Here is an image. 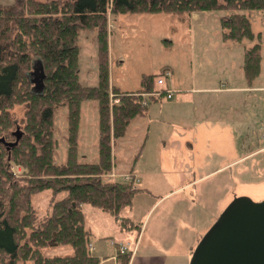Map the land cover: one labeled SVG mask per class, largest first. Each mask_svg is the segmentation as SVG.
Segmentation results:
<instances>
[{"label": "trees", "instance_id": "obj_1", "mask_svg": "<svg viewBox=\"0 0 264 264\" xmlns=\"http://www.w3.org/2000/svg\"><path fill=\"white\" fill-rule=\"evenodd\" d=\"M225 9L221 16L224 39H255L244 49L243 69L251 80L261 68L260 33L252 29L250 10L264 9V0H0V264H102L89 250L91 232L84 206L102 211L119 222L122 231L139 232V225L120 213L140 190L131 182L105 179L114 165L113 145L126 134L130 122L147 109L144 94L161 98L167 89L158 86L159 71L142 73L136 89L110 85L107 15L125 12L188 13ZM80 28L97 29L98 83L79 80ZM34 65L43 76L36 86ZM113 90L118 100H110ZM159 91V94L152 92ZM96 99L98 109V159L85 162L78 155L80 105ZM28 102L23 130L10 129V108ZM67 107V152L63 163L54 161V107ZM13 139V140H12ZM137 157V155H135ZM134 156V157H135ZM135 157V158H136ZM12 159L27 168L14 178ZM49 190L46 211L37 212L34 195ZM64 193L62 197L58 195ZM69 246L71 254L47 255L44 249ZM130 254H117V264H128Z\"/></svg>", "mask_w": 264, "mask_h": 264}, {"label": "rangeland", "instance_id": "obj_2", "mask_svg": "<svg viewBox=\"0 0 264 264\" xmlns=\"http://www.w3.org/2000/svg\"><path fill=\"white\" fill-rule=\"evenodd\" d=\"M1 1L9 3L17 0ZM227 12L225 9H214L193 11L190 14L140 11L114 14L108 12L107 15L110 85L136 88L140 84L142 73L156 72L161 66L168 65L172 69V73L164 76V79L171 86L173 84L184 87L191 80H195L201 84L215 82L218 86L223 83L224 86L245 87L230 92L231 100H235L231 106L229 102L223 105V101L218 102L215 106L218 114L215 120L225 117L231 120L230 125L227 124L225 136L214 139L216 151L206 154L204 152L207 150L200 148L194 156V160L199 161L201 166L205 164V168L207 159L209 162L211 159V167H217L225 159L231 158L230 160L234 162L226 169L215 171L213 176L197 189L198 193L194 198L201 201L203 211L199 209L200 204L198 205L197 202L194 205V207H198L194 212L195 217L188 218L186 216L185 218L186 225L190 226L185 228V234L181 231L174 232L177 230L174 226L179 227L178 225H180V221L174 217L183 216V214L175 212L181 199L178 194H170L163 198L152 207L144 219V214H147L146 212L153 202L169 192L173 188V184L168 180L171 176L168 172L171 171H163L157 164L159 163L158 153L160 155L162 153L154 145L158 140L156 134L154 135L155 132L150 134L148 146L140 155L136 165L140 174V182L137 184L140 190L134 194L132 199V218L144 223L143 229L147 221L149 227L157 217L166 218L159 234L161 237L159 243L161 245L168 244L173 252V258L167 257L166 264H182L184 254L197 245L202 235L235 196L245 195L256 202L264 200V9H252L249 12L252 29L256 34L260 33L262 55L260 72L251 80L246 77L243 69L244 49L258 37L243 39L241 42L224 39L221 35L220 18ZM77 43L79 46V80L83 84L95 85L98 83L97 29L80 28ZM32 76L35 78L37 75L33 73ZM173 92L174 98L178 96L179 91L174 90ZM116 95L113 90L110 91L112 102L118 100ZM143 96V100L147 102L146 96L148 95L144 94ZM182 107L192 110V104ZM27 108L28 102H21L14 104L9 109L14 120L10 129L16 132L23 130ZM169 114L166 115V118ZM79 115V159L90 163L96 162L99 139L96 99L83 100ZM53 136L57 141L54 149V161L60 164L65 161L67 152V107L65 104L54 107ZM82 154H85L86 158H82ZM163 155L166 164L171 163L169 159L171 154L163 153ZM113 157L114 162L122 167L129 164V152L125 153L119 146L113 147ZM121 160L124 162L120 163ZM172 161L174 165L177 164V161ZM14 164L18 165L19 163L17 164L12 159L8 160V169L12 170L13 177L25 176L27 168L22 165L26 169L24 172ZM143 167L146 171L141 174ZM123 174L115 172L112 168L111 173L106 174L105 179L121 180ZM206 183L207 186H204ZM63 195L64 193H61L58 198ZM50 197L49 190L33 196L32 202L38 213L43 214L46 211ZM188 206L191 204L187 203ZM84 211L86 225L91 230V243H96L99 238L107 236H113L112 239L117 242H127L125 239L127 234H122L120 237V233L116 231L120 229L118 220L89 206H85ZM126 211L123 210L120 217L126 215ZM208 224L211 225L202 233ZM154 229L156 230V228ZM175 237L178 238V241ZM173 239L176 242L171 246ZM147 240L146 229L142 241L145 244ZM134 244L135 242L132 241V247ZM105 246L107 254H112L115 247L108 242ZM150 250L154 253L162 252L165 255L167 253L159 247H153ZM71 252L69 246H54L44 249V253L47 255L71 254ZM17 264L33 263L19 261Z\"/></svg>", "mask_w": 264, "mask_h": 264}, {"label": "crops", "instance_id": "obj_3", "mask_svg": "<svg viewBox=\"0 0 264 264\" xmlns=\"http://www.w3.org/2000/svg\"><path fill=\"white\" fill-rule=\"evenodd\" d=\"M168 68L172 73V69L170 67ZM138 86H140V84ZM138 86L136 88H138ZM158 86H162L167 90H172V95L170 97L165 95L161 98H150L149 96H146V112L143 115L134 118L127 128L126 134L119 138L113 145V147L119 146V148L124 150L125 153L127 151L129 152V164L123 165L122 167L120 164L114 162L113 170L119 173L133 174L136 179H138V182L134 185V187L138 188L137 184L140 182V174L139 170L136 169V165L141 153L148 146L150 134L155 132L154 135L156 134L158 140L154 145L156 146V149L162 153L161 155L158 153L159 163L157 164H159L161 170L167 172L171 171L168 172L171 175L168 180L172 182L173 188L161 196L158 200L153 202L148 212H146L147 214H144V219H146L152 207L163 198L170 194H178L181 199L177 204L175 212L183 214L184 219L182 220L183 216L174 217L177 221H180V225H178L179 227H175L173 225L174 228L177 229L174 232L178 233L181 231L185 234V228L190 227L186 225L187 222H185V218L186 216L188 218H190V216H194V212L198 208L194 207V205H196L197 202L198 205L200 204L199 209L203 211L201 201L194 198L198 193L197 189L201 186V184H204V182L211 178L215 171L226 169L228 165H231L234 162L233 160H230L231 158L225 159L223 162H220L217 167H211V159L209 158L210 162L207 159L205 168V164L201 166L199 161L194 160V156L200 148L206 149L207 152H204L206 154L216 151L214 139L225 136L228 127L227 124L230 125L231 120L227 117L221 120H215L216 115H218L215 106L220 101H223V105L226 102H229V105L231 106L235 100H231L230 92L236 89L241 90L245 87H232L229 85L224 86L223 83L218 86L215 82L201 84L195 80H191L184 87L181 85L179 87L173 84L172 86L167 84L165 79L164 83ZM174 90L179 91L178 96L175 98L173 92ZM188 104H192V110L190 109L191 113H189L190 110L182 107ZM165 112L167 113L164 115ZM167 114L169 115L166 118ZM163 153L171 154V157H169L171 163L166 164ZM82 155V158H86L85 154ZM135 155H137V157ZM169 159H167V161H170ZM172 160L177 161V164L174 165ZM123 162V160L120 161V163ZM144 171H146L145 168L141 171V174H144ZM204 186H207V183ZM187 203H190L191 206L187 207ZM125 210H127V213H125L126 215L122 217L129 218L134 224L139 225L140 227L138 233L135 231L125 232L120 229L116 230L120 233L119 236L127 234L125 239L127 240L130 249L134 247V254L130 256L128 264H166L167 257L173 258V252H171L172 248L169 247L168 244L161 245L159 243L161 240L159 234L162 231V226L166 218L157 217V219L149 227L147 221L146 226L143 229L144 223L132 218V204ZM204 210L206 211L205 208ZM210 225L211 224H208L202 233H204ZM154 228H156V230ZM146 229L148 232V240L144 244L142 240ZM112 237L113 236L99 238L96 243H91L90 241V245L93 247L92 252L100 258L102 264H117L116 249H113V253L110 255L106 252L105 244L107 242L109 243V240L112 239ZM132 238H134V240H132ZM176 240L178 241V238H176ZM176 240L173 239L171 246L175 244L174 242H176ZM132 241L135 242L133 247ZM153 247H159L160 249L165 250L167 252L166 255L162 252L154 253L150 250ZM193 248L194 247L184 254V262H182V264L189 263V258L192 254Z\"/></svg>", "mask_w": 264, "mask_h": 264}, {"label": "water", "instance_id": "obj_4", "mask_svg": "<svg viewBox=\"0 0 264 264\" xmlns=\"http://www.w3.org/2000/svg\"><path fill=\"white\" fill-rule=\"evenodd\" d=\"M32 73L39 86L42 66L34 65ZM0 141L7 146L15 143ZM188 264H264V200L235 196L199 239Z\"/></svg>", "mask_w": 264, "mask_h": 264}, {"label": "built area", "instance_id": "obj_5", "mask_svg": "<svg viewBox=\"0 0 264 264\" xmlns=\"http://www.w3.org/2000/svg\"><path fill=\"white\" fill-rule=\"evenodd\" d=\"M169 73H170V70L169 69H165L164 72L156 78V83L158 85H162L164 83V76L168 75ZM152 93L159 94V91H154ZM143 94H146V93H143ZM166 95L168 97H170L172 95V90L168 89L167 92H166ZM143 102L146 103V100H143ZM15 166L20 168V170L22 169L24 172L26 171V169L20 164L15 165ZM20 170L18 171L19 173L21 172ZM121 180H124V181H127V182H131L133 185H135L138 182V179H136V177L133 174H131V173H124L123 175H121ZM109 244L115 247L116 255L117 254H126V253H128L131 256V255L134 254V247L132 249H130V247H129L127 242H124V243L123 242H117L114 239H110L109 240ZM89 250L90 251L93 250V247L91 245H89Z\"/></svg>", "mask_w": 264, "mask_h": 264}]
</instances>
